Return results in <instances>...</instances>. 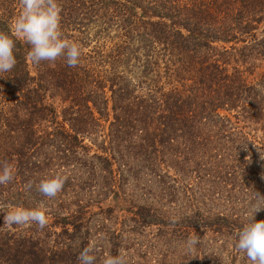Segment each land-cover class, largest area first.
<instances>
[{"label":"trees","instance_id":"1","mask_svg":"<svg viewBox=\"0 0 264 264\" xmlns=\"http://www.w3.org/2000/svg\"><path fill=\"white\" fill-rule=\"evenodd\" d=\"M58 3L76 67L31 63L19 0H0L17 61L0 73V165L15 172L0 205L43 202L48 218L0 213V264H79L93 242L95 264H250L234 238L264 206V0ZM54 173L67 179L47 198L36 184Z\"/></svg>","mask_w":264,"mask_h":264},{"label":"clouds","instance_id":"2","mask_svg":"<svg viewBox=\"0 0 264 264\" xmlns=\"http://www.w3.org/2000/svg\"><path fill=\"white\" fill-rule=\"evenodd\" d=\"M20 11L12 24L13 35L30 46L27 59L34 65L42 61L55 62L64 58L68 67H76L81 57L78 43L67 39L61 30V6L58 0H19ZM15 41L8 33L0 31V73L10 72L17 61L14 55ZM247 159V157H245ZM264 159V156H261ZM14 166L7 161L0 165V185L14 180ZM67 177L54 173L39 180L36 190L47 198H55L63 189ZM33 187L29 181L27 189ZM257 197L264 200L258 193ZM264 209L256 205L245 217L243 226L235 233L234 248L244 254L250 264H264V220H256L255 213ZM3 221L8 226L36 225L39 230L47 227L48 218L43 202L34 207L22 205H0ZM173 224L176 220L171 221ZM200 237L193 232L186 241L187 252L195 250ZM95 242L84 247L78 254L79 264H95L97 259ZM101 264H127L125 255H106Z\"/></svg>","mask_w":264,"mask_h":264}]
</instances>
